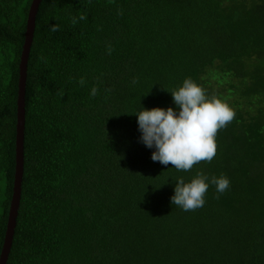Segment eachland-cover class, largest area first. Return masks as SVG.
<instances>
[{"label": "trees", "instance_id": "16d2710c", "mask_svg": "<svg viewBox=\"0 0 264 264\" xmlns=\"http://www.w3.org/2000/svg\"><path fill=\"white\" fill-rule=\"evenodd\" d=\"M31 2L0 0V253ZM189 78L236 115L210 163L178 171L151 159L136 114H178L171 92ZM23 134L6 264H264V0H42ZM197 174L205 204L185 212L176 180Z\"/></svg>", "mask_w": 264, "mask_h": 264}, {"label": "clouds", "instance_id": "9594fccd", "mask_svg": "<svg viewBox=\"0 0 264 264\" xmlns=\"http://www.w3.org/2000/svg\"><path fill=\"white\" fill-rule=\"evenodd\" d=\"M84 19V15L79 16V20ZM72 22L75 24L78 21L74 17ZM50 30L56 32L59 28L52 25ZM79 83L83 86V78ZM97 91L93 87L91 95L95 97ZM171 94L179 108L178 114L171 107L167 110L143 109L136 114L142 133L140 139L146 147H155L156 151L151 156L154 162L158 161L164 166L171 165L178 171H190L200 162L210 163L215 158L217 133L234 120L236 113L219 98H208L205 90L190 78L185 79L183 85ZM206 181L208 177L201 174H197L189 183H185L182 177L177 178L171 203L185 212L202 208L209 188ZM210 183L216 186L219 194H223L230 186L229 179L223 176L212 177Z\"/></svg>", "mask_w": 264, "mask_h": 264}, {"label": "water", "instance_id": "95a60500", "mask_svg": "<svg viewBox=\"0 0 264 264\" xmlns=\"http://www.w3.org/2000/svg\"><path fill=\"white\" fill-rule=\"evenodd\" d=\"M42 0H32L26 20V29L24 34V44L19 63V79L17 92V119H16V135H15V172L12 189V197L7 218L6 231L4 241L0 253V264H6L10 251L17 209L20 200V186L23 173V129H24V95L26 81V67L29 58L30 47L33 40L35 28V17Z\"/></svg>", "mask_w": 264, "mask_h": 264}]
</instances>
